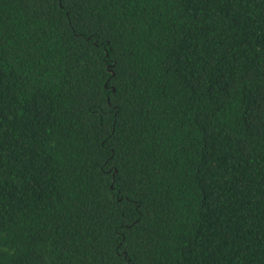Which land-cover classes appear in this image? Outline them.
<instances>
[{"label":"trees","instance_id":"16d2710c","mask_svg":"<svg viewBox=\"0 0 264 264\" xmlns=\"http://www.w3.org/2000/svg\"><path fill=\"white\" fill-rule=\"evenodd\" d=\"M0 264H264V0H0Z\"/></svg>","mask_w":264,"mask_h":264},{"label":"snow or ice","instance_id":"6c2138e0","mask_svg":"<svg viewBox=\"0 0 264 264\" xmlns=\"http://www.w3.org/2000/svg\"><path fill=\"white\" fill-rule=\"evenodd\" d=\"M0 59H2V57H0Z\"/></svg>","mask_w":264,"mask_h":264}]
</instances>
